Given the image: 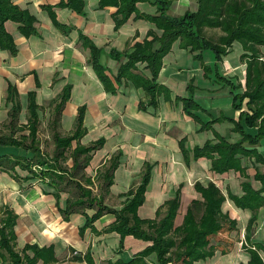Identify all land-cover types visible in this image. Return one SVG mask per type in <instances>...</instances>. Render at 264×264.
<instances>
[{"label":"crops","instance_id":"obj_1","mask_svg":"<svg viewBox=\"0 0 264 264\" xmlns=\"http://www.w3.org/2000/svg\"><path fill=\"white\" fill-rule=\"evenodd\" d=\"M12 1L35 16L37 34L25 36L19 32L16 22L7 20L4 23L16 51L11 53L0 48V131L6 130L4 125L9 120L12 106V102L7 100L8 84H12L17 92L18 124L27 122V93L33 90L39 118L36 137L42 154L50 156L54 147V106L63 89L69 85V98L60 110L57 131L61 135L70 133L75 125L77 108L84 105L85 133L79 142L88 145L101 139L102 143L91 151L88 163L83 168L90 182H80L98 198L102 195L101 203L104 206L115 210L122 208L132 196L128 190L139 183L145 163H149L150 178L143 202L137 208L140 218L155 217L157 208L179 189V206L174 217V225H178L190 201L201 198L194 183L206 185L213 182L226 195L221 209L236 220L244 239L251 210L236 206L227 197V190L238 195L242 193L240 182L243 177L240 171L229 169L215 172L210 168L208 157L194 158L192 154L193 147L201 146L206 141H217L215 134L229 142L240 138V133L233 129L234 123L228 118L235 119L239 114V110L232 107L229 85L216 80L213 73L204 77L201 63L192 57L191 52L180 48L178 41H174L169 52L163 56L157 75V82L169 89V98L161 93L155 107L141 109L139 101L147 100V94L141 87L122 80L119 84L113 82V92L104 88L88 60V49L80 44L79 33L101 48L100 62L107 67V74L113 81L112 75L117 72L119 60L110 57V49L130 52L134 43L142 41L149 29L159 32L154 22L131 14L115 29L112 18L115 6L101 8L98 7V0H84L83 14L68 7L51 8L55 19L61 24L59 26L45 7L59 0ZM136 6L144 14L153 15L156 12L155 5L148 1H138ZM196 8V0H171L167 13L180 15ZM260 50L264 54V45L260 46ZM241 52L240 44L234 42L218 63L224 77L241 84L239 91L244 88L245 79ZM125 60V57L121 59ZM214 61L210 53H204L205 64L212 67ZM144 64L138 63V67L149 74L148 69L143 68ZM191 78L195 85L193 97L200 106L192 112L199 119L185 113L182 101L176 98L189 94L186 87ZM220 115L226 118L216 119ZM43 127L46 129L43 135L45 140L40 132ZM22 132L27 134L28 130ZM180 140L188 151L187 161ZM75 144L76 140H72V146ZM258 149L264 152V146H258ZM13 151L21 156H32L30 151L22 148H13ZM112 156H117V164L112 170L111 183L104 188L100 175ZM253 161L246 156L241 157L244 171L257 189L260 182L254 179L255 166L258 165L261 170L263 166ZM71 163V158H68L63 164L70 166ZM75 191L72 184L55 187L18 166L14 170H0V213L4 207H8L16 214L15 249L21 251L26 244L49 248L55 259L47 263L39 258L35 264H100L106 260L126 261L149 244L128 234L124 236L123 247H119V233L106 229L114 221L115 213L103 210L98 217L86 223V217L96 212L97 205L82 206L79 211L69 210L67 199ZM252 239L264 243V205L258 209ZM241 243L240 239L225 256L214 254L194 264H212V261H217L216 264L246 263L249 254L241 249ZM26 253L33 255L31 249H27ZM261 256L264 264V252H261ZM146 259L153 263L155 256L150 254Z\"/></svg>","mask_w":264,"mask_h":264},{"label":"trees","instance_id":"obj_2","mask_svg":"<svg viewBox=\"0 0 264 264\" xmlns=\"http://www.w3.org/2000/svg\"><path fill=\"white\" fill-rule=\"evenodd\" d=\"M138 1H148L155 5V14L139 12L136 6ZM196 2V10H186L180 15L172 16L167 13L171 0H98V7L107 5L116 7L112 13L115 29L134 14L135 17H145L154 22L159 30L157 32L149 29L142 41L134 43L130 52L110 49V57L119 60L117 72L112 75L113 81L107 74V67L100 62L101 48L83 33H79L80 44L88 49V60L106 90L115 91L113 82L119 84L122 80L145 90L146 102L140 100L138 103L141 109H146L147 106L155 107L157 97L161 93L165 98H169V89L157 82V75L162 66V58L169 52L174 41H178L180 48L191 52L192 57L201 63L204 77L207 78L213 73L216 80L229 85L232 107L238 109L239 114L235 119L228 118L234 123L233 129L240 133V138L229 142L215 134L217 141H206L201 146L193 147L192 154L194 158L208 157L211 162L210 168L215 172L221 173L229 169L240 171L243 177L240 182L242 193L238 195L227 190V197L236 206L251 210L241 243L249 258L246 263L238 264H263L261 252H264V243L253 241L252 236L258 209L264 205V152L258 149V146H264V54L260 50V46L264 45V0H196ZM54 6L68 7L77 13H84V0H59L54 5L45 6L54 23L59 26L61 24L55 19L51 10ZM7 20L16 22L19 32L28 36L37 34L36 18L26 8L20 7L12 0H0V48L14 53L16 47L13 38L4 25ZM209 30L218 31L219 34L214 37L208 34ZM234 42L240 44L242 49L240 60L245 64L244 88L241 91H239L241 84L224 77L218 68L222 56L229 51ZM205 52L210 53L215 59L212 67L204 63ZM123 57L126 58L125 61H121ZM138 63H145L143 68L148 69L149 74H145L138 67ZM69 88L68 85L63 89L59 101L54 106L55 117L52 123L54 147L51 155L48 156L40 151L36 137L39 118L35 91L30 90L27 93V122L18 124L16 122L19 110L17 92L12 84H8L7 100L12 102V106L8 114L9 120L4 125L6 130L0 131V146H2L0 170H14L15 166H18L30 172L32 176L40 177L49 185L60 187L61 184H72L76 191L67 199L69 210L79 211L82 206L97 205L96 212L86 217V223L98 217L103 210H108L115 213V219L106 229L119 233V247H123L124 236L128 234L149 242L126 261L106 260L100 264H194L195 261L214 254L216 241H222L224 244L221 248L222 253L228 252L233 242L229 235L236 229V220L221 209L226 195L213 182H208L206 185L194 183L201 198L190 201L183 220L178 225H174V217L179 206V189L175 190L173 197L165 200L157 208L155 217L140 218L137 214V208L143 202L145 187L150 178L149 163H145L139 183L128 190V193L132 194L130 200L119 210L104 206L101 203L102 195L98 198L81 184L80 180H84L87 184L90 182L83 168L88 163L91 151L100 146L102 140H95L88 145L79 142L85 133L84 105L77 108L75 125L70 133L61 135L57 131L60 110L69 98ZM186 88L189 94L176 98L182 101V109L185 113L199 119L192 112L200 108L193 97L195 85L192 78ZM221 118L226 116L220 115L216 119ZM244 127L254 130H245ZM24 129L28 130L27 134L22 132ZM72 140H76L74 146ZM179 142L187 161L188 151L183 147V141ZM13 148L30 151L32 156L18 155ZM242 156L253 159V162L263 166V170L258 165L255 166L254 179L260 182V187L257 189L252 186L249 176L244 171L245 168L241 164ZM68 158L72 161L70 166L63 164ZM116 158L117 156H112L101 172L100 178L104 188L111 183L112 170L117 164ZM33 164L39 165L41 169L34 171ZM15 220L16 214L11 209L4 207L1 210V264H35L39 258L47 263L54 260L49 248L26 244L21 251L15 249ZM27 249L32 250V256L26 253ZM150 254L155 256L153 263L146 259Z\"/></svg>","mask_w":264,"mask_h":264},{"label":"rangeland","instance_id":"obj_3","mask_svg":"<svg viewBox=\"0 0 264 264\" xmlns=\"http://www.w3.org/2000/svg\"><path fill=\"white\" fill-rule=\"evenodd\" d=\"M208 34H212L214 37H216L218 34H219V32L218 31H214V30H209L208 31ZM223 67V66H222ZM224 69V68H223ZM41 137L42 138H44V136L43 135H45L46 134V129L43 127L42 129H41ZM46 138H44V140H45ZM48 146V145H47ZM43 149H45V146L43 145ZM48 149L49 150H51V148L50 147H48ZM47 149V150H48ZM239 235L241 236V241L243 242V236L240 234V232H239V228H237V225H236V229H234V230H232L231 232H230V235H229V238H232L233 239V242H232V247H231V249L228 251V252H225V253H222L221 252V248L222 247H224V244L222 243V241H216V243H215V246H216V250H215V252H214V254L216 255V256H219V257H222V256H225L224 254H229V252H231V250L233 249V247H234V244L236 243V242H239L240 241V239H239ZM223 237H224V239H225V236L223 235ZM226 239H228V238H226ZM215 242V241H214ZM241 249L242 250H244L243 248H242V246H241ZM213 254V255H214ZM221 260V259H220ZM217 263V261H215V262H213L212 261V264H216ZM226 263V262H225ZM199 264H204L203 262H201V263H199Z\"/></svg>","mask_w":264,"mask_h":264},{"label":"built area","instance_id":"obj_4","mask_svg":"<svg viewBox=\"0 0 264 264\" xmlns=\"http://www.w3.org/2000/svg\"><path fill=\"white\" fill-rule=\"evenodd\" d=\"M32 168L34 169V171H39L41 169V167L37 164H33Z\"/></svg>","mask_w":264,"mask_h":264}]
</instances>
